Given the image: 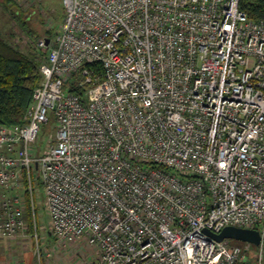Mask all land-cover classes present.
Returning a JSON list of instances; mask_svg holds the SVG:
<instances>
[{
  "label": "built area",
  "instance_id": "1",
  "mask_svg": "<svg viewBox=\"0 0 264 264\" xmlns=\"http://www.w3.org/2000/svg\"><path fill=\"white\" fill-rule=\"evenodd\" d=\"M62 3L26 121L0 125V238L29 203L38 240L42 187L50 232L91 264H264V20L240 0ZM228 225L259 244L205 232Z\"/></svg>",
  "mask_w": 264,
  "mask_h": 264
},
{
  "label": "rangeland",
  "instance_id": "2",
  "mask_svg": "<svg viewBox=\"0 0 264 264\" xmlns=\"http://www.w3.org/2000/svg\"><path fill=\"white\" fill-rule=\"evenodd\" d=\"M12 2L13 5L7 4L5 6L4 0H0V35L23 53L28 54L31 49H38L37 43L42 37H55L62 30L64 11L62 0H11ZM8 8L24 14L23 17L26 19L27 26H22L20 21L14 19ZM29 13L31 16L27 19ZM24 27L26 28L24 29ZM30 28L33 30L32 32H28ZM46 30H50V33H45ZM38 50L43 51L40 48ZM80 78V76L74 75L71 82H77ZM54 133L55 119L53 115H49V122L42 126L35 145L37 155H41ZM37 194L38 240L33 238V231L24 232L25 237H27L26 240H31L33 245L23 241L21 250H15L22 251L24 254L21 264H38L39 252L42 253V264H91L98 256V249L84 239L60 243L50 232V219L42 187H38ZM17 238L21 239L19 237L15 239ZM11 253L12 256L15 254L13 250ZM255 254V251L251 250V257H254Z\"/></svg>",
  "mask_w": 264,
  "mask_h": 264
},
{
  "label": "trees",
  "instance_id": "3",
  "mask_svg": "<svg viewBox=\"0 0 264 264\" xmlns=\"http://www.w3.org/2000/svg\"><path fill=\"white\" fill-rule=\"evenodd\" d=\"M4 3L5 6L13 5L11 0H4ZM240 7L249 18L264 20V0H240ZM8 11L22 26H27L24 14L9 8ZM32 31L31 28L28 30ZM45 33H50V30ZM38 49H31L28 54L23 53L0 35V125L11 126L26 121L27 110L32 105L33 91L39 86L42 78L39 67L46 57V52ZM68 86L76 90L71 84ZM27 213V231L32 232L29 205Z\"/></svg>",
  "mask_w": 264,
  "mask_h": 264
},
{
  "label": "crops",
  "instance_id": "4",
  "mask_svg": "<svg viewBox=\"0 0 264 264\" xmlns=\"http://www.w3.org/2000/svg\"><path fill=\"white\" fill-rule=\"evenodd\" d=\"M30 13L27 15V19L30 17ZM63 17H64V11H63V16H62V21H63ZM28 205L29 203H27V210L25 212V217H26V222H27V226L24 228V230L20 233V235L18 236L19 238L21 239H2L0 238V264H21L22 260L23 259V255L22 254V251H15L17 249H20L21 250V243L23 241H26V242H29V243H32L33 245V242L30 240H26L27 237H25V234L24 232L26 233L27 232V228H28ZM29 213H30V216H31V223H32V227H34V223H33V220H32V215H31V211H30V207H29ZM37 225H38V217H37ZM39 228V226H38ZM13 240V241H12ZM12 241V243H11ZM14 251L15 254L12 256V253L11 251ZM20 253V254H18ZM33 264V263H32ZM42 264V263H41Z\"/></svg>",
  "mask_w": 264,
  "mask_h": 264
},
{
  "label": "water",
  "instance_id": "5",
  "mask_svg": "<svg viewBox=\"0 0 264 264\" xmlns=\"http://www.w3.org/2000/svg\"><path fill=\"white\" fill-rule=\"evenodd\" d=\"M205 232L216 241H222L223 239H235L238 241L249 242L253 245H258L260 242V235L256 229L228 225L222 228L219 233H215L207 229Z\"/></svg>",
  "mask_w": 264,
  "mask_h": 264
}]
</instances>
